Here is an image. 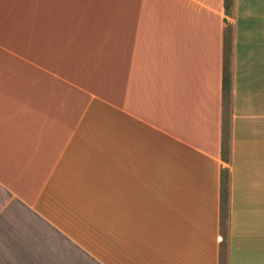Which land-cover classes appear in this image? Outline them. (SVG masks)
Wrapping results in <instances>:
<instances>
[{
	"label": "crops",
	"instance_id": "obj_1",
	"mask_svg": "<svg viewBox=\"0 0 264 264\" xmlns=\"http://www.w3.org/2000/svg\"><path fill=\"white\" fill-rule=\"evenodd\" d=\"M224 5L0 0V264H264V0Z\"/></svg>",
	"mask_w": 264,
	"mask_h": 264
},
{
	"label": "trees",
	"instance_id": "obj_2",
	"mask_svg": "<svg viewBox=\"0 0 264 264\" xmlns=\"http://www.w3.org/2000/svg\"><path fill=\"white\" fill-rule=\"evenodd\" d=\"M231 0H225V12H228ZM228 30H225V43H224V56H223V69H222V104H223V123H222V143H221V156L225 162H228L229 157V128L227 117L229 115V87H230V74H229V43H228ZM227 171H222V187H221V207L227 203Z\"/></svg>",
	"mask_w": 264,
	"mask_h": 264
}]
</instances>
